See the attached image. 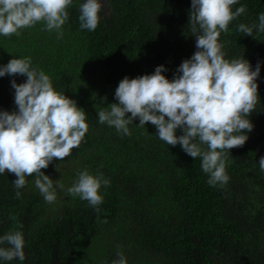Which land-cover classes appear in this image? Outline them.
I'll return each instance as SVG.
<instances>
[{
  "label": "trees",
  "instance_id": "trees-1",
  "mask_svg": "<svg viewBox=\"0 0 264 264\" xmlns=\"http://www.w3.org/2000/svg\"><path fill=\"white\" fill-rule=\"evenodd\" d=\"M0 264H264V0H0Z\"/></svg>",
  "mask_w": 264,
  "mask_h": 264
}]
</instances>
